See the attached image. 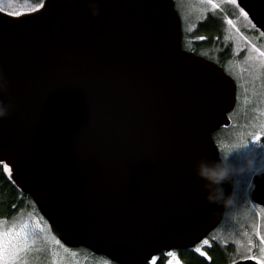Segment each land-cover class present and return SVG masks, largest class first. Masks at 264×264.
Masks as SVG:
<instances>
[{"label": "water", "instance_id": "obj_1", "mask_svg": "<svg viewBox=\"0 0 264 264\" xmlns=\"http://www.w3.org/2000/svg\"><path fill=\"white\" fill-rule=\"evenodd\" d=\"M89 2L0 12V101L11 104L0 163L64 247L147 264L223 219L195 167L220 159L213 134L230 124L236 85L182 48L173 0H91L97 16ZM236 4L264 33V0ZM250 200L264 208V172Z\"/></svg>", "mask_w": 264, "mask_h": 264}, {"label": "rangeland", "instance_id": "obj_2", "mask_svg": "<svg viewBox=\"0 0 264 264\" xmlns=\"http://www.w3.org/2000/svg\"><path fill=\"white\" fill-rule=\"evenodd\" d=\"M173 2L187 38L205 20L221 24L222 33L219 39H215L219 46L217 52L228 55L223 69L236 85V105L229 115L230 124L215 132L213 139L220 158L221 154H229L231 164L243 168L235 177L237 204L235 208L225 210L221 223L206 240L209 244L213 242L230 247L228 264L251 257L264 258V208L254 205L249 198L252 177L264 172V56L260 55L264 52V36L256 31L237 4L228 0ZM27 6L20 0H0V7L6 13H27ZM228 20L232 23L229 24ZM192 40L203 41L201 38ZM9 229L17 234L14 240L24 249L17 264H111L105 258L90 256L82 249L64 247L32 208L19 212L11 220L0 221V230ZM209 244L202 243L198 247ZM165 257L170 261L176 260L174 255L169 257L166 254Z\"/></svg>", "mask_w": 264, "mask_h": 264}, {"label": "trees", "instance_id": "obj_3", "mask_svg": "<svg viewBox=\"0 0 264 264\" xmlns=\"http://www.w3.org/2000/svg\"><path fill=\"white\" fill-rule=\"evenodd\" d=\"M20 1L27 4V7L29 8L28 11H31L39 7L43 0ZM220 25L216 21L205 20L188 38L183 34V40L185 42L183 45L188 43L198 47V50H195L194 53L199 56L202 55V52L218 50L219 46L215 39H219L222 33ZM201 37H204V40L206 41L199 43L192 40ZM29 208H32L37 212L31 199L22 194L12 183L7 167L0 163V221L11 220L19 212L25 211ZM82 250L90 256H96L87 250ZM230 254V247H222L217 243L214 244L210 250L205 252V256L203 257L192 252L181 251L179 258L182 264H228L227 258H229ZM157 264H162V262H158Z\"/></svg>", "mask_w": 264, "mask_h": 264}, {"label": "clouds", "instance_id": "obj_4", "mask_svg": "<svg viewBox=\"0 0 264 264\" xmlns=\"http://www.w3.org/2000/svg\"><path fill=\"white\" fill-rule=\"evenodd\" d=\"M92 16L99 14V9L94 2H89ZM7 83L0 75V93L6 90ZM11 104L0 101V119L6 117L10 111ZM246 167L248 161L245 162ZM243 171V168L235 167L229 160V154H221V158L215 162L208 163L201 159L195 167L196 175L205 181L204 188L207 192L206 200L209 203L220 205L226 209H233L237 204L238 194L236 192L235 177ZM230 184L231 192H225L223 185Z\"/></svg>", "mask_w": 264, "mask_h": 264}, {"label": "snow or ice", "instance_id": "obj_5", "mask_svg": "<svg viewBox=\"0 0 264 264\" xmlns=\"http://www.w3.org/2000/svg\"><path fill=\"white\" fill-rule=\"evenodd\" d=\"M208 2L213 3V0H208ZM228 2L235 4L236 0H228ZM3 11L5 10L2 7H0V12H3ZM241 12L243 15L246 16V13H243V10H241ZM7 15L19 16V15H22V13L19 11H11V12H8ZM228 23L231 24L232 21L228 20ZM261 35H264V33H262ZM201 39H204V37H201ZM260 55L264 56V52H261ZM16 235L17 234L11 229L7 231L0 230V261H2L3 264H17V261L20 259V253L24 249L21 247L19 243H17L14 240V237ZM262 242H264V238H262ZM202 243L207 245L209 244V241L205 239ZM195 251L199 252L201 255H205V253L201 251L200 247H196ZM167 255L169 257H172L174 253L169 251ZM251 258L256 259L257 264H264V258H257V257H251ZM177 264H179V260H177Z\"/></svg>", "mask_w": 264, "mask_h": 264}, {"label": "flooded vegetation", "instance_id": "obj_6", "mask_svg": "<svg viewBox=\"0 0 264 264\" xmlns=\"http://www.w3.org/2000/svg\"><path fill=\"white\" fill-rule=\"evenodd\" d=\"M256 31H258V30H256ZM259 32V31H258ZM260 33V32H259ZM261 34V33H260ZM206 40H204L203 39V41H200L201 43L202 42H205ZM199 42V43H200ZM182 48L184 49V50H186V51H190V52H194L195 50H198L197 48L198 47H196V46H194L193 44H191V45H193V46H191L190 44H188V43H186L185 45H183L185 42H184V40H183V35H182ZM218 50H216V51H212V50H210V51H206V52H202V57H204V58H207L208 60H210V61H212V62H214V63H216L217 65H219L220 67H222L223 68V65L226 63V61L228 60V55L227 56H225V55H222V53H220V52H217ZM226 53H227V51H225ZM212 58H214V59H216V60H213ZM261 173H263V172H261ZM259 174V173H258ZM251 186H252V180H251ZM252 190V189H251ZM251 192V191H250ZM249 198H250V194H249ZM251 201V200H250ZM255 205V204H254ZM259 207V206H258ZM208 238V236L205 238V239H207ZM204 239V240H205ZM204 240H202L199 244H197L196 246H194L193 248H191V249H189V250H181V251H187V252H192V253H194V254H198L199 255V253L198 252H196L195 251V248L196 247H198V246H200L201 244H202V242L204 241ZM214 244H217V243H210L208 246H204V247H202L201 248V250H202V252L203 253H205V252H207L208 250H210L212 247H213V245ZM181 251H171V252H173L174 253V257L176 258V260H172V261H170L169 259H167L166 257H165V255L168 253V252H162V253H160V254H158V255H156V256H154L153 258H151L150 260H149V262L147 263V264H157L158 262H162V264H169L170 262H176L177 263V260H179V264H182L181 263V261H180V253H181ZM201 256V255H200ZM205 256V255H204ZM98 257H101V256H98ZM203 257V256H202ZM109 261V260H108ZM110 262V261H109ZM111 263V262H110ZM112 264V263H111ZM114 264V263H113Z\"/></svg>", "mask_w": 264, "mask_h": 264}]
</instances>
